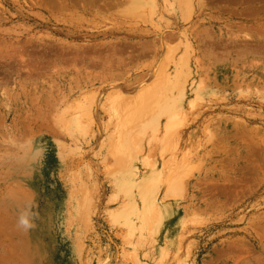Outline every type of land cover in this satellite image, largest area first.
Here are the masks:
<instances>
[{"label": "rangeland", "instance_id": "1", "mask_svg": "<svg viewBox=\"0 0 264 264\" xmlns=\"http://www.w3.org/2000/svg\"><path fill=\"white\" fill-rule=\"evenodd\" d=\"M0 264H264V0H0Z\"/></svg>", "mask_w": 264, "mask_h": 264}, {"label": "bare ground", "instance_id": "2", "mask_svg": "<svg viewBox=\"0 0 264 264\" xmlns=\"http://www.w3.org/2000/svg\"><path fill=\"white\" fill-rule=\"evenodd\" d=\"M187 64H188V63H187ZM165 79H166V78H165ZM170 80H171V79H169L168 81L170 82ZM178 80H179V79H178ZM166 81H167V79H166ZM166 81H165L164 84H166ZM164 84H163V85H164ZM157 90H158V89H157ZM157 90H156V92H159V93L162 92V91H157ZM184 91H185V90H184ZM154 92H155V91H153V92H148L147 94H148V95L150 94V95L148 96V95L146 94V95H147V98H145L146 95H145V97L143 96V98H144V99L142 98L143 101L146 99V100L144 101L145 104H146V102H147L149 106H150V103H151V105H153L152 102H153V101L155 102V100H154L155 98H154V97H157V98H158L157 95H159L158 93H157V94L155 93V95H152V94H154ZM161 95H163V94L161 93ZM164 95H165V93H164ZM150 97H153V99L150 98ZM165 97H166V96H165ZM165 97H163V98H165ZM163 98H162V96H161V99H160V101H159L158 104H163V100H162ZM156 100H157V99H156ZM141 101H142V100H141ZM148 101H150V102H148ZM141 105H142V103H141ZM143 106H144V105H143ZM154 106H155V105H154ZM154 106H152V107H154ZM161 108H162V107H161ZM151 110H152V109H151ZM153 110H154V108H153ZM162 112L167 113L168 110H167L165 107H163V108H162ZM147 120H148V119H147ZM163 130H164V129H163ZM170 132H171V131H170ZM173 132H174V131H173ZM138 138H139V137H138ZM132 139H133V137H132ZM132 143H133V142H132ZM129 146H130V142H129L128 140H126V141L122 144V147L124 148V150L126 149V151L129 150V148H130ZM120 150H121V149H120ZM123 153H124V152H123ZM125 154H126V153H125ZM126 155H127V154H126ZM121 157H122V156H121ZM180 180H181V179H180ZM182 186H183V185H182ZM86 204H87V203H86ZM88 205H89V203H88ZM85 206H86V205H85ZM89 206H90V205H89ZM89 206H88V207H89ZM86 211H88V210H86ZM88 213H89V212H88Z\"/></svg>", "mask_w": 264, "mask_h": 264}]
</instances>
